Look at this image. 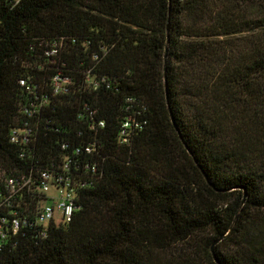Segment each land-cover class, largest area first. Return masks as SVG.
<instances>
[{
	"label": "trees",
	"instance_id": "obj_1",
	"mask_svg": "<svg viewBox=\"0 0 264 264\" xmlns=\"http://www.w3.org/2000/svg\"><path fill=\"white\" fill-rule=\"evenodd\" d=\"M234 2L0 0V168L70 160L79 206L0 230V264H264V0Z\"/></svg>",
	"mask_w": 264,
	"mask_h": 264
},
{
	"label": "built area",
	"instance_id": "obj_2",
	"mask_svg": "<svg viewBox=\"0 0 264 264\" xmlns=\"http://www.w3.org/2000/svg\"><path fill=\"white\" fill-rule=\"evenodd\" d=\"M20 83L21 85H26L24 80H21ZM26 88L31 90L29 86H26ZM51 89L53 95L66 94L70 90V80L60 74H56L51 80ZM47 104L48 100L45 97H36L31 101L30 107H23V112L31 119L36 116L38 120L41 108ZM129 120L124 122L123 134H125V128L130 126ZM99 125L103 126L104 123L101 121ZM33 138L34 130L30 123H26L23 128H13L11 130L10 140L14 144L27 145ZM126 140L124 138V141ZM91 150V147L86 148L87 152ZM21 155L23 156V154ZM69 162L70 160L64 164L63 171L60 172L43 170L40 173L37 188L31 176L23 173L18 177L9 176L0 168V208L8 209V214L2 219L0 230L16 234L22 227L39 226L42 227L40 236H44L45 227L49 222H54L55 224L70 222L79 206L76 205L75 201V184L68 170ZM52 190L53 193L50 194ZM35 193L41 198L33 207L31 214L22 213L21 215L18 210L13 208L12 202H16L17 206L25 211L27 197L33 198ZM47 200H50V204L47 203ZM21 204H23L22 207ZM3 235L1 234V236Z\"/></svg>",
	"mask_w": 264,
	"mask_h": 264
},
{
	"label": "rangeland",
	"instance_id": "obj_3",
	"mask_svg": "<svg viewBox=\"0 0 264 264\" xmlns=\"http://www.w3.org/2000/svg\"><path fill=\"white\" fill-rule=\"evenodd\" d=\"M232 1H233V3L235 4L234 0H232ZM246 5L250 8V10H251V9H254V7H255V5H254V6H251V3H247ZM51 193H53V190L50 191V194H51ZM47 203L50 204V200H47Z\"/></svg>",
	"mask_w": 264,
	"mask_h": 264
}]
</instances>
